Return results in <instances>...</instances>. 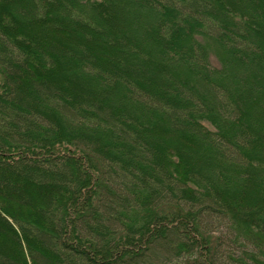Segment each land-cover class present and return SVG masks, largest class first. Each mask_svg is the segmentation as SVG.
<instances>
[{"label": "trees", "instance_id": "trees-1", "mask_svg": "<svg viewBox=\"0 0 264 264\" xmlns=\"http://www.w3.org/2000/svg\"><path fill=\"white\" fill-rule=\"evenodd\" d=\"M0 264H264V0H0Z\"/></svg>", "mask_w": 264, "mask_h": 264}, {"label": "rangeland", "instance_id": "rangeland-1", "mask_svg": "<svg viewBox=\"0 0 264 264\" xmlns=\"http://www.w3.org/2000/svg\"><path fill=\"white\" fill-rule=\"evenodd\" d=\"M211 60L215 65H218L216 58L214 57V55L211 56ZM216 228V222H214L213 220L209 219L208 220V225L206 227L207 230H215ZM221 231H215L216 235H221L222 233L224 234L225 232H223V227L220 229ZM232 243L230 239H227V241L225 242L224 246L222 247V251H228L231 252L232 249ZM235 251V250H234ZM237 252V251H236Z\"/></svg>", "mask_w": 264, "mask_h": 264}]
</instances>
